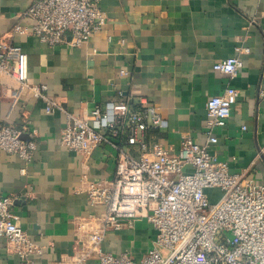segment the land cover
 Returning a JSON list of instances; mask_svg holds the SVG:
<instances>
[{
  "label": "crops",
  "instance_id": "1",
  "mask_svg": "<svg viewBox=\"0 0 264 264\" xmlns=\"http://www.w3.org/2000/svg\"><path fill=\"white\" fill-rule=\"evenodd\" d=\"M32 2L0 0V39L21 47L30 82L47 86L48 96L68 113L85 117L108 103L145 98L165 120L147 134L148 144L177 154L184 136L206 143L205 103L228 96L231 115L213 130L217 143L209 152L231 173L264 184V0H98L105 24L77 48L49 47L29 32L11 34L16 25L30 30L22 14ZM234 56L242 63L236 74L213 70ZM66 123L64 113L46 114L29 91L0 76V125L22 130V140L37 145L30 161L0 152V197L12 199L13 220L41 250L24 259L0 238V264H71L77 219L104 212L88 204L84 183L113 176L115 151L107 145L88 153L64 149ZM153 239L152 227L140 219L108 232L101 247L138 260Z\"/></svg>",
  "mask_w": 264,
  "mask_h": 264
},
{
  "label": "built area",
  "instance_id": "2",
  "mask_svg": "<svg viewBox=\"0 0 264 264\" xmlns=\"http://www.w3.org/2000/svg\"><path fill=\"white\" fill-rule=\"evenodd\" d=\"M22 15L31 21L30 30L16 25L11 34L29 32L49 47H80L106 19L98 0H33ZM237 51L247 54L249 49ZM241 67L238 56L213 64L214 71L227 75ZM2 75L41 101L46 114L66 115L61 147L88 153L107 145L115 151L113 176L84 183L88 204L103 206L104 212L77 219L71 264L90 259L95 264H264V184L231 173L209 152L217 143L213 130L222 129L231 115L228 96H212L205 103L206 143L184 136L174 154L158 142L148 144L147 134L163 128L165 120L145 98L108 103L103 110L96 107L85 117H75L48 96L47 86L30 82L27 55L11 39H0ZM36 148L34 140H22V130L0 125V152L30 161ZM214 193L219 197L213 203ZM11 205V198L0 197V238L24 259L40 254V247L13 220ZM140 219L152 227L154 239L138 260L102 250L108 232L131 228Z\"/></svg>",
  "mask_w": 264,
  "mask_h": 264
},
{
  "label": "rangeland",
  "instance_id": "3",
  "mask_svg": "<svg viewBox=\"0 0 264 264\" xmlns=\"http://www.w3.org/2000/svg\"><path fill=\"white\" fill-rule=\"evenodd\" d=\"M218 197H219V193H214L211 197V201L214 203ZM151 246H152V244H151ZM160 252L166 253L165 251H163L161 249H160Z\"/></svg>",
  "mask_w": 264,
  "mask_h": 264
}]
</instances>
